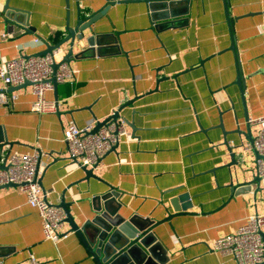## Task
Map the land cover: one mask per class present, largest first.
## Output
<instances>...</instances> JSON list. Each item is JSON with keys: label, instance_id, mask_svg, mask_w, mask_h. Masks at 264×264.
Segmentation results:
<instances>
[{"label": "crops", "instance_id": "crops-1", "mask_svg": "<svg viewBox=\"0 0 264 264\" xmlns=\"http://www.w3.org/2000/svg\"><path fill=\"white\" fill-rule=\"evenodd\" d=\"M6 1L0 0V34L10 35L0 38V62L38 55L58 44L67 27L76 25L79 10L87 15L103 4L8 0L23 22L6 23ZM174 6L177 15L169 25L153 20L146 1L112 5L93 29L107 34V40L115 38L118 51L75 58L86 48L85 40H77L69 55L68 43L63 44L58 60L67 58L76 73L45 93L57 102L56 112L29 110L31 86L11 89L18 99L0 106V132L6 140L0 156L11 150L42 152L41 194L52 204L64 203L79 224L93 215V197L114 192L122 217L155 222L152 232L167 250L164 264H237L210 246L235 232L248 216L264 214V188L254 180L251 145L241 136L239 166L226 167L230 158L221 144V129L214 126L221 114L225 130L235 129V115L245 131L248 121L262 114L264 0H189ZM238 70L242 90L236 83ZM127 102L122 115L134 131L127 126V137L88 167L95 177H86L69 157L64 128L69 121L78 127L96 124ZM251 127L255 137L258 125ZM227 140L231 146L238 142L234 134ZM251 180L248 190L237 192L239 183ZM183 193L191 207L163 220L168 211L173 214L169 199ZM59 231L66 236L55 244L45 240L38 213L25 194L15 186L0 188V264H27V251L42 264H97L67 222Z\"/></svg>", "mask_w": 264, "mask_h": 264}, {"label": "built area", "instance_id": "built-area-1", "mask_svg": "<svg viewBox=\"0 0 264 264\" xmlns=\"http://www.w3.org/2000/svg\"><path fill=\"white\" fill-rule=\"evenodd\" d=\"M9 35L10 33L6 32L0 34V38H7ZM38 41L39 39L34 38V42ZM60 54V48H56L44 55H20L0 62V81L4 85L0 88V106L13 105L18 96L11 89L30 82L34 99L29 110L39 114L56 112L57 102L45 97V93L53 89L52 78L57 83H63L70 81L76 73L68 63L59 62ZM54 63L58 64V67L53 74ZM248 123L258 125L251 147L258 155L255 169L264 188V108L261 116L250 119ZM94 125L88 123L78 127L74 121H69L64 128L63 140L67 152L78 167L95 166L105 153L128 135L127 125L121 118L111 120L92 132ZM42 155L38 150H11L6 157L0 156V162L5 164V168H0V185L14 184L25 194L27 204L38 213L44 239L55 244L61 237L66 236V233L61 234L59 231L66 215L61 207L52 204L45 194H41L39 180L43 171ZM262 226L264 214L250 215L245 224L235 232L214 239L210 249L223 257L235 260L237 264H264V241L260 235ZM27 264L42 263L32 252L27 251Z\"/></svg>", "mask_w": 264, "mask_h": 264}, {"label": "water", "instance_id": "water-1", "mask_svg": "<svg viewBox=\"0 0 264 264\" xmlns=\"http://www.w3.org/2000/svg\"><path fill=\"white\" fill-rule=\"evenodd\" d=\"M127 0H103V4L100 8L96 9L90 14H82L79 10L77 13L76 25L67 27L66 37L59 41L58 44L48 46V48L39 53L38 55H44L51 52L53 49L60 48L63 44L68 43L69 54H73V46L75 42L85 40L87 46L83 50L75 54V58H79L84 55H102L109 49L118 51L115 38L107 40V34H97L94 32L93 25L96 21L103 16L107 10L114 4ZM139 1V0H131ZM148 4L151 16L153 20H162L163 24L168 23L171 25L170 19L176 17L177 10L174 8V4L187 3L189 0H143ZM68 2V0H66ZM2 15L6 23L12 21L16 23H22L19 21L17 16L19 9L8 6V0L4 3L2 9ZM185 13V12H184ZM232 24V20H229ZM87 32V34H86ZM235 50L234 47L231 48ZM31 56V55H29ZM25 57H28L25 55ZM66 63L70 61L66 58ZM58 64L54 63L53 74L57 70ZM53 87L56 86L54 78H52ZM236 83L239 88L244 89V78L241 71L238 70ZM30 86V82H26L24 85L12 88L16 90L23 86ZM131 102H127L125 105H121L112 111V114L108 115L101 121H97L94 125L92 132L97 131L101 126L105 125L109 121H116L117 119H123L126 125L133 132L135 127L131 121H128L125 116L122 115L123 109ZM220 114V112H219ZM233 121L236 123V128L230 131L225 130L224 124L220 114L219 124L214 127L220 128L222 132V145L225 146L226 151L229 155L230 162L225 166L230 167L232 165L239 166V159L236 158L238 152L242 155V149L244 148V142L241 136L252 145L254 136L252 133V124L247 123L246 129L243 131L237 123V118L233 115ZM228 134H234L237 136L238 142L232 146L229 145L227 140ZM5 137L0 132V147L5 142ZM116 144L113 149L117 146ZM237 151V152H236ZM258 158V155L255 154ZM242 160V157H241ZM1 168H5L2 166ZM84 170L86 177H95L93 170L87 167H80ZM255 181L259 180V177L255 176ZM254 181V182H255ZM248 182L239 183L237 192H243L248 190ZM40 184V180H39ZM232 185V184H231ZM15 186L14 184L0 185L2 187ZM46 197V196H45ZM93 215L85 219L81 224L75 222L72 214L65 207L64 203L57 206L61 207L65 211V219L63 222H67L70 226V232L75 233L82 244L85 246L89 254L94 258L97 264H164L168 260L167 250L160 241L157 240L156 236L152 232V227L155 222L146 219L142 223L139 222L138 216L134 215L130 218L122 217L118 210L120 203L117 202V195L114 192L107 193L102 196H95L92 198ZM169 207L173 211V214L168 211V214L163 220H169L173 215L184 213L191 207L189 195L187 193L180 194L169 199ZM167 211V209H165ZM144 223V224H143ZM160 223V221H158ZM260 235L264 241V233L260 230ZM264 263V261H263Z\"/></svg>", "mask_w": 264, "mask_h": 264}]
</instances>
